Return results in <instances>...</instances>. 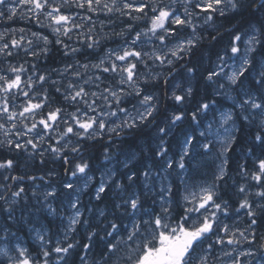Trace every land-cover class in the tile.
<instances>
[{"label": "snow or ice", "instance_id": "obj_1", "mask_svg": "<svg viewBox=\"0 0 264 264\" xmlns=\"http://www.w3.org/2000/svg\"><path fill=\"white\" fill-rule=\"evenodd\" d=\"M18 2L26 12L0 0V18L6 9L7 20L19 16L49 34L0 32V62L7 64L0 68V151L40 157L41 165L47 155L69 178L57 206L54 170L14 174L19 161L0 158V264H68L77 249L90 264L97 240L103 251L91 264H264V235L256 232L264 223V0ZM116 20L125 26L104 31ZM205 33L220 47L201 71L193 58ZM115 38L121 43L105 46ZM54 45L70 62L39 69ZM101 48L103 55L88 59ZM21 51L23 63L13 64L8 58ZM155 89L172 101L170 113ZM218 97L231 105L225 110ZM185 121L195 128L172 153L168 138ZM105 136L107 164L94 199L107 211L80 195L94 179L85 145ZM117 140L135 142L123 160L111 151ZM237 150L245 162H236L234 179L230 154ZM207 157L211 180L196 183L199 158ZM229 181L234 192L225 199ZM234 215L245 218L243 228L225 222ZM80 229L84 243L74 238ZM25 232L38 243L35 255Z\"/></svg>", "mask_w": 264, "mask_h": 264}, {"label": "trees", "instance_id": "obj_2", "mask_svg": "<svg viewBox=\"0 0 264 264\" xmlns=\"http://www.w3.org/2000/svg\"><path fill=\"white\" fill-rule=\"evenodd\" d=\"M17 9L19 12H26V7H24L22 5H18ZM6 16H7V10L5 9V18H0V32H7L10 29H17L18 30L20 28H24L28 31H38V32H42L45 35L49 34L47 29H41L38 25H36V24H34L28 20L19 18V16L14 18L13 20H7ZM99 19L103 20V19H105V17L101 16ZM124 26H125V23L121 22L120 20H116L115 24L108 25V27H106L104 29V31H109L113 27L115 28L116 31H119L120 28H122ZM140 27H143V25L141 24ZM25 34L27 35V31ZM204 35L206 37V42H205V46L203 48V51L201 54H198L196 57L193 58V64L199 63L202 65L201 71H203L204 69L211 66L212 62L215 60L214 53H215L216 49H218L220 47V45H215V47L210 46L207 43V39H210V37H208L207 33H205ZM49 38L52 39L51 36ZM226 39H227V37H225V41H226ZM69 43H72V42H69ZM119 43H121L119 38H115L114 40L109 41L105 46L108 48H112V47H116L117 44H119ZM73 46H75V45H73ZM62 51L63 50L60 48L59 45L52 46V50L49 52L48 56L40 59L37 62L38 68L41 70L46 69V70L50 71L52 68L62 67L64 65V63L70 62V58L63 56ZM99 55H103V48L97 50L96 52H92V50H89L88 59L95 61ZM78 58L83 60L82 56H80ZM8 59L11 60V62L13 64L23 63L24 54L21 51L19 56L9 57ZM0 68L6 69L7 64L0 62ZM49 91H51V89H49ZM154 91H156L157 94L160 95V97H161L160 103L162 106V111L164 109H166L170 113L174 107L172 104V101L170 99L165 100V98L162 94V89H155ZM208 92H209V94H211V89H208ZM217 99H218V101L222 102L225 110L232 103V101L224 99V98L218 97ZM187 107L191 108L192 105L190 104ZM211 118L212 117L209 114L207 116L206 120L204 121V123L200 126L199 129H197V131L203 130V128L206 127L208 120H211ZM181 128H183V130H184L183 132H181L178 129V130H176V132L172 136H170L168 138L172 153H178L179 152L180 145L183 143L184 132L191 134L193 132V129L195 128V126L189 127V121H185L184 124L181 125ZM109 142H110L109 138L107 136H105V137L101 138L98 142L97 141H89L88 144L85 145L86 151L83 152V155L88 160V162L90 164V167L92 169L90 175H92L94 177V179L90 183L89 188L80 194L81 199L83 200V202L85 204H89V206L99 204V207L105 208L106 211H107V208H106L105 204L97 202L94 199V195H95L96 184L100 179L101 173L104 170V166L107 164V162L104 161L103 153H104V145L109 143ZM129 147H135V142L132 140H128L126 143L120 144L119 141L117 140L116 143L112 144L111 151L113 153H115L117 156H119L121 160H123L124 157H123V155H121V153H122V151L128 149ZM230 155H232V160L230 161V173L233 175L234 179H239V177L236 176L235 171H233V170L236 167L237 161H239L240 163H244L245 161L241 158L240 150H237L236 153L230 154ZM4 156H12L19 161L20 168L17 170V173H14V174H22L24 171H27L30 175H38L39 176V175H45L49 170H54L56 175H54L52 177V182L55 184V186L58 189V198L54 202V204L58 206L60 204V202L64 200V196L61 194V192L63 190L61 189L60 186H61V183L65 180H67L69 177H67L64 174V166L62 165V163L60 161L54 162L51 159L47 158V155H46V157L44 158L45 163L43 165H41L40 164V159H41L40 157H37L35 161H31L24 154H17V153L9 154L6 151H0V158H3ZM199 159L201 160V164L203 165V167L201 168L200 173H196L193 175V180L196 183H200L204 179L211 180L212 158L207 157V158H199ZM248 165L249 166L251 165V161H248ZM107 167H114V166L111 164H108ZM121 171H123L122 167H121ZM46 179H47V177H46ZM240 182H243V181H240ZM37 183H41V182L37 181ZM23 186L25 187L26 191H28V189L32 185H31V182L26 181ZM233 192H234V187L232 186L231 181H229L228 184L224 185L222 190H221V194L224 195L225 199H229L232 196ZM29 195H30V193H29ZM49 219H51V218H49ZM124 223H127V220H125ZM226 223L238 225L239 227L243 228L245 226L246 221L242 215H239V216L234 215L233 218L228 219ZM50 227H51L53 232H56L57 229H56L55 224L50 225ZM256 232H257V236L264 235V223H261L256 228ZM60 234L62 236V229H61ZM21 236H22V239H23L25 245L29 248V250L32 252V254L35 255L36 252L39 250L38 243L34 239H32L30 234H27L26 232L21 233ZM100 236H103V232H100ZM84 237H85L84 229H80L79 232L77 234H75L74 238L76 240H80L81 243H84L85 242ZM95 243H96V246L92 249V253H94V255L90 256V258H89L90 264H91L92 260L99 261L100 260V253L103 251L104 241L103 240H97ZM80 255H82V253L79 251V249H77L76 252H73L68 257V264H82V262L79 258ZM61 264H62V262H61Z\"/></svg>", "mask_w": 264, "mask_h": 264}, {"label": "rangeland", "instance_id": "obj_3", "mask_svg": "<svg viewBox=\"0 0 264 264\" xmlns=\"http://www.w3.org/2000/svg\"><path fill=\"white\" fill-rule=\"evenodd\" d=\"M12 6L17 7L18 5H20V3L18 2V0H11ZM80 185H83V181L80 182Z\"/></svg>", "mask_w": 264, "mask_h": 264}, {"label": "bare ground", "instance_id": "obj_4", "mask_svg": "<svg viewBox=\"0 0 264 264\" xmlns=\"http://www.w3.org/2000/svg\"><path fill=\"white\" fill-rule=\"evenodd\" d=\"M239 216V215H238ZM236 217V216H235ZM233 218V217H232ZM226 222H227V220H226Z\"/></svg>", "mask_w": 264, "mask_h": 264}, {"label": "flooded vegetation", "instance_id": "obj_5", "mask_svg": "<svg viewBox=\"0 0 264 264\" xmlns=\"http://www.w3.org/2000/svg\"><path fill=\"white\" fill-rule=\"evenodd\" d=\"M255 247V246H254Z\"/></svg>", "mask_w": 264, "mask_h": 264}]
</instances>
